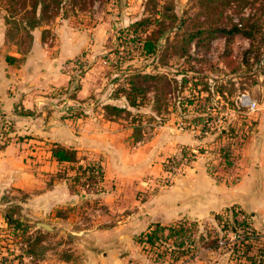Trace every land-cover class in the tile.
Returning a JSON list of instances; mask_svg holds the SVG:
<instances>
[{"label": "rangeland", "instance_id": "1", "mask_svg": "<svg viewBox=\"0 0 264 264\" xmlns=\"http://www.w3.org/2000/svg\"><path fill=\"white\" fill-rule=\"evenodd\" d=\"M160 11L166 16L164 20ZM172 13L175 17L170 20ZM248 15L252 20L256 19L260 26L254 39H247L240 33H221L217 30L220 25L230 28L231 24L239 21L243 23L240 16ZM0 16L5 17L7 31L23 50L29 47L33 33L42 36L52 54L61 45H65L66 49V40L70 36L68 46L71 58L65 60V71L69 76L75 77L76 81H73V87L68 93L59 95V102L62 103L63 96L68 98V94L75 92L77 80L86 95L78 104L70 100V103L62 105L69 117L82 115V106L98 110L106 103L125 104L124 98L114 99L110 95L115 84L107 78H112L116 73L107 66L115 60L129 62L144 72L156 75L155 80L143 83L147 90L146 102L138 109H131L130 114L112 120L114 122L110 124L115 128L109 131L112 135L121 132L127 140V152L124 156H121L120 150H116L105 167L99 158L84 161L100 164L104 176L108 172L107 187L104 185L105 180L91 187L81 185V182L70 185L68 179L75 173L71 169L72 165L63 169L66 177L57 178L65 179L69 193L74 194V197L65 198V203L54 212V216L65 224L41 233L35 222L49 225L53 221L50 219L51 214L41 216L33 212L32 209L37 208L34 196L19 191L0 194V208H15L18 213L16 217L32 225L23 235L17 230L11 238L3 237V230L0 229V258H15L12 264H19V256L23 264H42L43 260L50 261L59 254L71 255L80 250L78 246L89 230L95 233L96 230L92 229L94 226L100 224L110 236L116 231V226L124 223L127 225L123 231L131 234L133 241L125 240L118 246L109 245V250L116 247L121 254H133L134 257H129V262L133 264H150L154 260L153 254L151 251L143 252L136 239L147 222H151V193L155 194L170 186L185 167L195 161L194 156L200 151L184 147L165 156L161 161L162 173L160 177H155L154 187L151 188V134L164 124L186 129L196 120L213 121L214 118L215 122L219 120L222 123L226 120L223 118L225 115L222 118L219 113L196 117L191 109L214 106L216 112H219L226 101L228 105L234 104L235 111L242 113L244 110L238 109L231 98L235 100L241 92H248L250 95L263 92L264 0H0ZM143 18L149 20L146 25L148 30L144 35L162 30L156 54L148 57L139 56L136 41L127 39V43H123V39L117 38L130 23ZM190 36L193 38L188 41ZM104 55L108 57L107 61L103 60ZM82 70L84 72L80 75ZM213 93L219 96L217 100ZM210 97H214V101ZM194 100V105L186 103ZM9 122L11 121L8 119L2 120L1 125L7 128ZM131 122H134V126ZM12 125L13 123L11 127ZM212 126L213 129L206 126L203 129L209 134L217 132V126L211 124L210 127ZM2 129L1 127V132ZM201 136L206 135L196 134L199 140ZM181 151L187 153L188 159L191 157L193 160L189 159L186 165L168 172L166 161L177 158ZM84 156L88 158L86 154ZM209 161L212 164L211 158ZM236 209L237 220H241L239 214L247 218L248 213L243 209ZM204 210L189 215L185 220L194 223L197 228L194 235L195 252L175 264L181 261L189 264L197 259L218 264H242L231 258L226 244L220 246L214 243L216 239L225 241L227 238L215 219V214L226 213L225 209ZM248 222L252 223L251 219ZM213 230L219 237H210ZM254 230L256 239L264 241V229ZM233 235L234 233H229L230 238ZM28 240L38 244L31 258L24 260L29 256L24 251ZM94 242L95 240L89 241V249L95 250L96 246L99 248L100 243ZM101 246V250H104L103 244ZM6 247L12 251H7Z\"/></svg>", "mask_w": 264, "mask_h": 264}, {"label": "crops", "instance_id": "2", "mask_svg": "<svg viewBox=\"0 0 264 264\" xmlns=\"http://www.w3.org/2000/svg\"><path fill=\"white\" fill-rule=\"evenodd\" d=\"M7 27L5 17L0 16V129L3 128L2 132L0 130V194L19 191L34 196L37 208H33V212L41 216L51 214L53 223L49 226L54 230L65 224L54 216V212L65 203V198L74 197V194L69 193L65 179L56 177L67 164L52 158L53 143L75 149L80 163L99 158L105 167L116 150L124 156L127 140L121 132L113 135L109 132L115 129L110 126L114 121L105 116L102 107L96 110L82 106V115L69 117L62 105L70 100L77 101L63 96L60 103L59 97L53 95L54 89L70 83L71 76L65 71V60L71 58L70 36L66 40L67 48L61 45L52 54L42 36L33 33L29 47L23 50L12 39ZM262 89L260 94H251L258 104L254 112L240 113L226 105L220 107L219 112L214 106L207 110L204 107L191 109L196 117L210 113H219L221 118L225 115V121L220 123L218 120L217 132L203 134L206 136H201L200 140L196 137L199 120L186 129L164 124L153 131L151 188L155 177L162 173L161 161L165 156L184 147L200 151L194 156L195 161L185 167L170 186L151 193V222H147L145 228L150 223L172 224L187 220L189 215L205 211L204 208L217 211L233 206L248 213L254 229H264V86ZM77 95L82 99L86 92L80 88ZM213 95L217 100L219 96ZM211 99L214 101V97ZM25 110L31 113H20ZM5 119L11 121L7 128L1 125ZM230 123L235 126L237 136L227 133ZM193 127L196 131L191 129ZM22 136L29 137L20 139ZM225 157L228 165L223 167L221 162ZM210 158L212 164L208 163ZM216 167L218 170L214 171ZM104 177L107 187L108 172ZM5 210L0 208L1 230L7 225ZM126 225L120 223L110 236L100 224L94 226L95 233L89 230L78 246L80 250L67 254L68 259L59 254L50 261L43 260L42 264H133L129 262L133 254H121L116 247L109 250V245L133 241L134 237L123 231ZM92 240L103 244L104 250L100 244L95 250L89 249ZM189 264L218 263L197 259Z\"/></svg>", "mask_w": 264, "mask_h": 264}, {"label": "trees", "instance_id": "3", "mask_svg": "<svg viewBox=\"0 0 264 264\" xmlns=\"http://www.w3.org/2000/svg\"><path fill=\"white\" fill-rule=\"evenodd\" d=\"M159 14H161L163 20L166 18L162 11H160ZM172 17H175V14L172 13L170 20ZM240 17L241 20H243V23L239 21L237 23L231 24L230 28H225L220 25V28H217V30H219L221 33H240L247 39H254L255 34L260 31L258 22L256 19L252 20L253 18L249 17V15ZM148 21L149 20L147 18H143L130 23L117 37L119 40L123 39V43H127V39L136 41L138 45L137 52L139 53V56L144 57L156 54L158 49L157 42L162 34V30H156L144 35V33L148 30L146 29ZM192 38L193 36H190L188 41ZM119 45L124 46V44ZM107 59L108 57L104 55L103 60L107 61ZM107 67H110L109 69H112V71H114L113 73H116L112 78L106 76L108 77L107 79L109 82L115 84L110 94L111 97L114 99L122 97L125 100L124 105L117 103H106L102 106L105 111V116L109 120H114L121 118L123 115L130 114L131 109H138L146 102L147 90L144 88L143 83L147 80H155L156 75L144 72L142 69L131 65L129 62L123 63L122 60H115L113 64H109ZM116 70L117 72H115ZM83 72L84 70L80 71V75H82ZM74 80L75 77H71L69 85L60 89H54L52 92L53 95L59 97L61 94L68 93L73 87ZM77 82V86L74 87L75 92L73 94H68V98L76 99L77 102H82L83 98L79 99V96L77 95L78 90L81 88V84L78 80ZM222 93L223 92L221 91V95H223ZM231 99V101L235 102L233 98ZM224 102L226 105H228L226 101ZM186 103L192 104L196 102L194 100L193 102L186 101ZM227 107L232 110L235 109L234 104L232 103ZM20 113L29 114L31 112L29 110H25L21 111ZM131 123L134 126V122ZM229 125H231L227 131L229 136H237L234 129L235 126H233L231 123ZM218 134H221V132ZM51 156L58 163H66L67 165L65 167L72 165L71 169H73L75 173L73 177L68 179L70 185L74 182H81V185H87L91 187L94 184L98 185L102 183L104 180V173L102 172L100 164L97 162L80 163L77 152L73 148H66L58 143H53L51 147ZM189 159L193 160L191 157H189ZM224 159L225 160L221 162L223 167L228 165L227 157ZM65 167L63 168L64 170ZM63 169L57 172L56 177H66L65 175L67 174L63 171ZM217 170L218 167H216L214 171ZM82 178L84 181H80ZM237 210L238 209H236V207L232 206L231 208L225 209L226 213L215 214V219L217 220V225L220 231L223 233V235H225V237H227L225 239V244L230 251V255L232 256L231 258L238 260L242 264H264V241L256 239L257 234L251 223L248 222V219H250L248 215L247 218H243L242 220L236 219ZM16 214L18 213L16 212L15 208H7L5 210V221L7 225L2 232L3 237L10 236L11 238V236H14V233L17 230H20L23 235L27 229L32 226L28 221L27 223L22 222L16 217ZM37 223L38 222H35V225ZM194 225V223L187 222L185 220H180L174 224L150 223L143 231L140 232L136 241L143 252L151 251L153 254L154 260L150 261V264H159L160 262L165 261H167L168 264H175L182 258L187 257L195 252L194 235L197 228ZM38 230L41 233L47 232V229L43 227H39ZM230 232L234 233L235 240H230ZM213 235L215 238L218 236L215 230H213V233L210 235L212 239H214ZM218 242L219 239L214 240L216 245H218ZM37 244L38 243L36 241H33L32 243L29 242V240L26 241V248L24 250L25 253L31 256ZM5 249L7 251H12V249L9 247H6ZM60 256L64 259H68L67 254H61ZM20 258L21 257L18 256L19 262L21 261ZM14 260L15 258L8 260L5 256H2L0 258V264H12Z\"/></svg>", "mask_w": 264, "mask_h": 264}, {"label": "built area", "instance_id": "4", "mask_svg": "<svg viewBox=\"0 0 264 264\" xmlns=\"http://www.w3.org/2000/svg\"><path fill=\"white\" fill-rule=\"evenodd\" d=\"M235 104L238 107V109L244 110V112H254L255 110L258 109V104L257 101L248 93V92H241L239 93L236 98H235ZM207 110V108H205ZM209 109V107H208ZM206 112V111H205ZM207 115V114H205ZM210 115H212L210 113ZM203 115H201L202 117ZM218 119V118H217ZM216 122L218 123V120H216ZM215 122V119L213 118V121H209L208 119H203L202 121H199L198 123H196V127H198V134H207L209 132H207V130H204L203 127L206 126V128H210L213 129L214 126L210 127L211 124H215L217 126V123ZM4 126V125H3ZM192 129H196L195 127H193ZM178 157L176 158H172L171 160H167L166 164L168 165V172H173L175 170H177L178 167L184 166L189 162L187 153H183L182 151L179 152V154L177 155ZM170 164V165H169ZM241 215V220L244 218L243 214H239ZM235 238V235H233L230 240H233ZM226 241V240H225ZM224 240H219L218 245H224L226 242ZM186 242V241H185ZM31 256H27L25 258H23L24 260L30 259ZM182 262V261H181ZM178 263V264H187L186 261L182 262V263ZM19 264H23L22 262H17Z\"/></svg>", "mask_w": 264, "mask_h": 264}, {"label": "water", "instance_id": "5", "mask_svg": "<svg viewBox=\"0 0 264 264\" xmlns=\"http://www.w3.org/2000/svg\"><path fill=\"white\" fill-rule=\"evenodd\" d=\"M37 226L43 227V228H45L47 230H50L51 229V227L47 223H44V222H38L37 223Z\"/></svg>", "mask_w": 264, "mask_h": 264}]
</instances>
